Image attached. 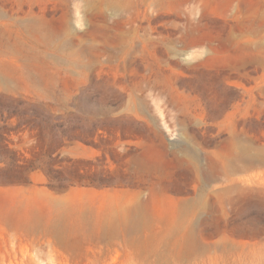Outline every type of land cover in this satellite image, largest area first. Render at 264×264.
Wrapping results in <instances>:
<instances>
[{"label": "rangeland", "instance_id": "obj_1", "mask_svg": "<svg viewBox=\"0 0 264 264\" xmlns=\"http://www.w3.org/2000/svg\"><path fill=\"white\" fill-rule=\"evenodd\" d=\"M92 1L0 0V264H264V165L234 174L251 204L200 210L192 242L173 225L203 188L194 165L214 173L233 133L255 155L264 146V50L224 42L264 0H204L189 14L191 3L133 0L121 15ZM145 28L176 49L214 40L159 64ZM121 29L137 35L125 68L109 61ZM136 201L146 220L133 226L124 206Z\"/></svg>", "mask_w": 264, "mask_h": 264}, {"label": "bare ground", "instance_id": "obj_2", "mask_svg": "<svg viewBox=\"0 0 264 264\" xmlns=\"http://www.w3.org/2000/svg\"><path fill=\"white\" fill-rule=\"evenodd\" d=\"M101 1L103 2V4L105 2V4L109 6V8L112 11V14L120 13L121 15L123 11L128 10L129 7H133V3H132L133 0H101ZM91 2L93 1L91 0ZM141 2L144 5V7H146V5L155 6L156 8L159 7L161 9L168 11H172L173 8L175 7L180 8L181 6L187 3H191L192 6H190V9L186 10V12L189 14V12H193L195 10L196 6H199L205 1L204 0H141ZM96 3H98V1ZM89 6H91V3ZM99 8H101L100 5ZM228 8H230V10L234 9L235 13L237 12L236 9L237 7L233 2L228 5L227 9ZM101 9L99 11H103ZM181 11H179V13ZM256 17L261 20L260 30L255 25ZM29 27L33 29L32 31H34L37 35H39V37L37 38L40 39L41 33L38 27L33 23H30ZM145 32H146V28H145ZM127 36L128 35L126 33V30L121 29L118 35L115 37V40H111V43H113L112 50L115 49V51H110L109 53V61L122 62V67L124 68L126 66L127 61H130L133 58H134L133 60H135L136 58L135 57L136 52H133L132 49H133V43L135 42L137 35L135 36V34L134 35L129 34L128 40H127ZM182 40H183L182 42L183 45H181L182 47L181 48L179 47L180 49H176L174 43L177 40L175 41V38H173L171 34L154 39L151 36H149L146 32L145 41L153 45L155 43L162 44V49L160 51L158 52L155 51L154 53H150L151 56L150 60H154L159 64H169L175 62L176 55L179 54V51L185 50V48L191 45L207 46L211 48L212 42L214 40V36L206 32L205 35L193 34L192 37L189 38L188 36V38ZM237 40L244 41V49H255L256 47H259V49L264 50V4L263 7L258 12V14L257 12L255 13L254 17H252L251 19L241 20L237 23V32L231 28L224 42L231 43ZM145 58L139 55L136 61L137 60L142 61ZM250 60L254 62V59H250ZM77 62L79 64L82 62V60L79 59L76 61V63ZM262 62L264 63V58L262 59ZM234 65L236 64L234 63ZM229 149H230L231 158L228 160L223 159L221 161H218L216 163V166L214 167V171H213L214 173L210 175L203 173V171L200 169L198 165H194L196 178L198 182L200 181L202 183L203 188L199 193V195H197L196 197L187 200H182L179 203L180 216L173 221L175 232L179 233L186 229L187 233L185 235V238L189 239L190 242L194 241V239L196 238L192 226H189V223L191 222L190 217L195 215L200 210L211 211L213 208H217L219 211L223 213H227L229 210H233L239 207V204H242L243 202H246L247 204L248 203L251 204V202H254L255 200L252 195L249 194L239 195L234 193L235 189L241 187V184L235 185L236 181L240 183L244 181H248L244 177H236L234 176V174L240 171H244V169L255 167L256 165H264V146L256 148L257 154L255 155L253 153L254 152L253 149L255 150V146L251 144L250 141H247L245 139L242 140L240 137H238L236 134L233 133L229 138ZM246 184L247 186L251 185V183L249 182H247ZM207 191L209 194L211 193L214 198V202H215L214 206L210 203L209 196H207ZM124 207L126 208L124 212L125 213L128 212V215L130 214L129 222L131 225L133 226L140 225L145 222L146 219L145 217H143V213H142L144 210L143 208L145 206L141 201H136L135 203Z\"/></svg>", "mask_w": 264, "mask_h": 264}]
</instances>
